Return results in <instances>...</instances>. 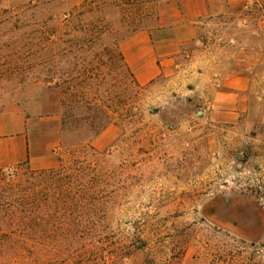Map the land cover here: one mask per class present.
Segmentation results:
<instances>
[{
    "label": "rangeland",
    "instance_id": "1",
    "mask_svg": "<svg viewBox=\"0 0 264 264\" xmlns=\"http://www.w3.org/2000/svg\"><path fill=\"white\" fill-rule=\"evenodd\" d=\"M83 1L0 0V72L23 71L0 79V113L16 105L34 143L57 141L54 168L0 171V264H264V0L198 20L175 73L140 89L127 88L101 51L95 59L59 43L27 58L52 29L76 37L62 24ZM180 1L110 6L104 21L119 37L137 25L156 43L183 23ZM237 51L257 54L247 109L236 124H213L201 57L227 64ZM83 117L92 129L77 125Z\"/></svg>",
    "mask_w": 264,
    "mask_h": 264
},
{
    "label": "crops",
    "instance_id": "2",
    "mask_svg": "<svg viewBox=\"0 0 264 264\" xmlns=\"http://www.w3.org/2000/svg\"><path fill=\"white\" fill-rule=\"evenodd\" d=\"M245 7L246 0H181L178 15L183 23L174 27L173 33L154 43L148 30L134 32L121 42L120 50L137 84L142 87L161 75L175 73L181 48L195 40L194 26L198 20L223 17L227 13L239 15ZM255 55V52L237 51L227 64L211 54L201 57L198 74L212 86L204 112L211 123L233 125L245 113L250 73L258 61L254 60ZM54 117L56 125L51 132L59 137L60 122L57 114ZM30 132L25 114L18 106H7L0 113V171L24 163L32 170L56 166V139L41 145L31 140Z\"/></svg>",
    "mask_w": 264,
    "mask_h": 264
},
{
    "label": "trees",
    "instance_id": "3",
    "mask_svg": "<svg viewBox=\"0 0 264 264\" xmlns=\"http://www.w3.org/2000/svg\"><path fill=\"white\" fill-rule=\"evenodd\" d=\"M152 1V0H151ZM135 0H100L98 3H96L94 0H84L83 3L78 7V9L74 12L73 15H71V20H68L65 22V24H62L63 26V36L70 35L71 33L76 34V37L72 40H61L59 34L57 33L56 29H52L47 37H41L40 40L34 44L33 48H31L28 57L32 59H38L41 52H47L52 53L55 50H57L59 43L66 44L67 43V50L68 51H93V58H98L99 52H104L105 56L108 58L109 66L111 72L114 74L115 71L120 68L123 77L128 82L127 88L129 89H140L141 86H139L134 78L133 73L129 69V67L126 65L123 55L120 50V44L123 40L130 37L134 32L138 30H143L142 28L138 27L137 25H134L130 27L129 30H127L126 36H120L119 37V30H114L113 26L107 22L104 21V16L106 15L107 9H109L110 6H115L117 9L121 8V4L128 5L133 4ZM99 13L101 16L98 19L90 20V15L94 13ZM89 18V19H88ZM119 27H122V23H119ZM109 41H108V39ZM106 39V42H105ZM56 55L53 54L51 56L54 58ZM42 63V62H41ZM93 71V69H91ZM90 73V72H88ZM98 71L97 68L95 69V77L97 75ZM21 75L23 74V71H16V70H9V71H2L0 72V79L3 78H9L12 75ZM92 74V73H91ZM46 89L51 92L58 91L59 87L57 84L51 85L50 82L46 81ZM86 109L89 108L90 104L86 102L84 105ZM91 120L89 118L83 117L77 125L79 127H88L92 129ZM114 124L113 121H109L106 126ZM106 126L97 129L94 132H102ZM91 148V147H90ZM26 166L28 170V166L26 163L23 164ZM42 172L34 173L32 171H28L29 178H37L41 179L42 175L44 174ZM3 178H0V182ZM21 190H18V187H12L10 186V192L15 193ZM21 193V192H20ZM23 193V192H22ZM39 193V192H38ZM24 196V194H23ZM26 198L27 196L23 197L21 201ZM24 201V200H23ZM36 209H40V204L36 206ZM12 221L9 224H16V218L15 214H11ZM0 222H5L4 218H0Z\"/></svg>",
    "mask_w": 264,
    "mask_h": 264
}]
</instances>
